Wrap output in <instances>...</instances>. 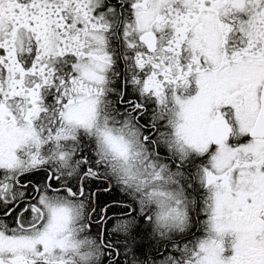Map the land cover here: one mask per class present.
Instances as JSON below:
<instances>
[{
    "label": "snow or ice",
    "instance_id": "snow-or-ice-1",
    "mask_svg": "<svg viewBox=\"0 0 264 264\" xmlns=\"http://www.w3.org/2000/svg\"><path fill=\"white\" fill-rule=\"evenodd\" d=\"M0 264H264V0H0Z\"/></svg>",
    "mask_w": 264,
    "mask_h": 264
}]
</instances>
